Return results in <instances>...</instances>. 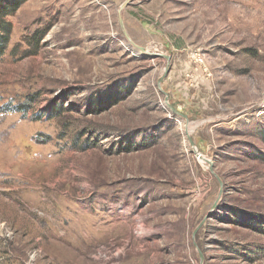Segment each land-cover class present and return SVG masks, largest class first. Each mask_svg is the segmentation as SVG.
Segmentation results:
<instances>
[{"label": "rangeland", "instance_id": "rangeland-1", "mask_svg": "<svg viewBox=\"0 0 264 264\" xmlns=\"http://www.w3.org/2000/svg\"><path fill=\"white\" fill-rule=\"evenodd\" d=\"M5 20L0 264H264V0Z\"/></svg>", "mask_w": 264, "mask_h": 264}, {"label": "trees", "instance_id": "trees-1", "mask_svg": "<svg viewBox=\"0 0 264 264\" xmlns=\"http://www.w3.org/2000/svg\"><path fill=\"white\" fill-rule=\"evenodd\" d=\"M27 0H0V56L10 37L11 28L5 19L12 17Z\"/></svg>", "mask_w": 264, "mask_h": 264}, {"label": "water", "instance_id": "water-1", "mask_svg": "<svg viewBox=\"0 0 264 264\" xmlns=\"http://www.w3.org/2000/svg\"><path fill=\"white\" fill-rule=\"evenodd\" d=\"M138 49H141L142 51H145V50H143L142 48H140V47H138ZM166 59H168V57L166 56ZM166 72H167V70H166Z\"/></svg>", "mask_w": 264, "mask_h": 264}, {"label": "bare ground", "instance_id": "bare-ground-1", "mask_svg": "<svg viewBox=\"0 0 264 264\" xmlns=\"http://www.w3.org/2000/svg\"><path fill=\"white\" fill-rule=\"evenodd\" d=\"M71 220V219H70ZM73 220V219H72ZM69 221V220H68ZM63 222V221H62ZM71 223V222H70ZM143 228V226L142 225H140V229H142ZM28 258V257H27ZM40 259V258H39Z\"/></svg>", "mask_w": 264, "mask_h": 264}]
</instances>
